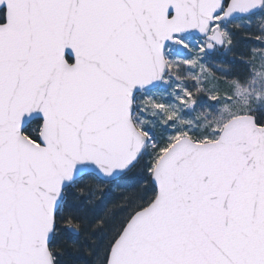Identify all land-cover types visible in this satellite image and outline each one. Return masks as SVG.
<instances>
[{
  "label": "snow or ice",
  "instance_id": "snow-or-ice-1",
  "mask_svg": "<svg viewBox=\"0 0 264 264\" xmlns=\"http://www.w3.org/2000/svg\"><path fill=\"white\" fill-rule=\"evenodd\" d=\"M229 56L264 61V0H0V264H68L85 181L103 199L138 169L146 194L91 224L103 264H264V114L186 119L233 100L206 87Z\"/></svg>",
  "mask_w": 264,
  "mask_h": 264
},
{
  "label": "rangeland",
  "instance_id": "rangeland-1",
  "mask_svg": "<svg viewBox=\"0 0 264 264\" xmlns=\"http://www.w3.org/2000/svg\"><path fill=\"white\" fill-rule=\"evenodd\" d=\"M234 32V40L236 42L234 52L242 53L248 55L247 49L254 42L250 39H246L243 35L248 29L246 27H241L239 30L230 29ZM251 31H255V24ZM219 59H224L220 57ZM254 63V68L251 71L246 70L241 67L239 59L229 56L225 63L220 65L212 64L210 65V70L213 73L212 77L208 78L206 87L215 88L220 87L222 90H227L232 93L233 100L230 103H219L212 105L210 101L201 95V103L188 114H186V119L191 121L195 127L196 132L205 133L214 127L222 125L224 122L230 119L232 114L238 110L247 107L249 104L256 105L257 112L264 114V61L257 60ZM183 76V72H181ZM228 77V81L224 79L217 80L216 78ZM254 80V83L252 81ZM185 82H189L185 80ZM257 93L262 96L261 101L257 104L255 97ZM87 184H91L94 189V181H85ZM89 191L88 195L84 196L86 198L94 199L99 192H96L95 196L92 197V190ZM116 194V191L110 192L108 196Z\"/></svg>",
  "mask_w": 264,
  "mask_h": 264
},
{
  "label": "trees",
  "instance_id": "trees-1",
  "mask_svg": "<svg viewBox=\"0 0 264 264\" xmlns=\"http://www.w3.org/2000/svg\"><path fill=\"white\" fill-rule=\"evenodd\" d=\"M257 114H262L257 112ZM147 159V157H146ZM138 186L130 187L126 190L116 191V194L98 199V195L92 199V202L86 204L88 209L87 222L79 236H74L77 247L65 246L69 251L66 257L68 264H103V248L106 241V233L95 231L92 229V222L98 218L104 217L105 222L109 225L116 223L125 213V203L129 198H136L146 194V189L150 187L148 184L147 173L139 169L136 172V182ZM91 184L85 183V195L93 189ZM95 185V182H94Z\"/></svg>",
  "mask_w": 264,
  "mask_h": 264
}]
</instances>
